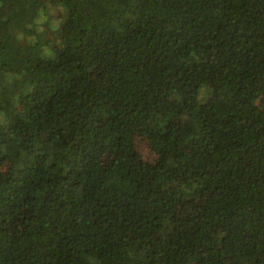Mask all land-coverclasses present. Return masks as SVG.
I'll use <instances>...</instances> for the list:
<instances>
[{
  "label": "trees",
  "instance_id": "1",
  "mask_svg": "<svg viewBox=\"0 0 264 264\" xmlns=\"http://www.w3.org/2000/svg\"><path fill=\"white\" fill-rule=\"evenodd\" d=\"M0 264H264V0H0Z\"/></svg>",
  "mask_w": 264,
  "mask_h": 264
},
{
  "label": "rangeland",
  "instance_id": "2",
  "mask_svg": "<svg viewBox=\"0 0 264 264\" xmlns=\"http://www.w3.org/2000/svg\"><path fill=\"white\" fill-rule=\"evenodd\" d=\"M40 35L43 39H46L49 36V30L46 26L43 27L42 31L40 32ZM139 145H140V151L143 153L144 158L148 160H155V157L150 153L149 149L147 148L146 144L143 142L141 138H139Z\"/></svg>",
  "mask_w": 264,
  "mask_h": 264
}]
</instances>
